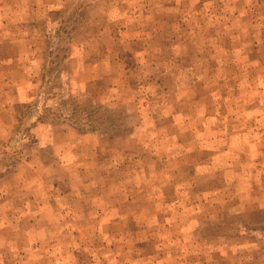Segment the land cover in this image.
I'll use <instances>...</instances> for the list:
<instances>
[{
    "label": "rangeland",
    "instance_id": "374dc122",
    "mask_svg": "<svg viewBox=\"0 0 264 264\" xmlns=\"http://www.w3.org/2000/svg\"><path fill=\"white\" fill-rule=\"evenodd\" d=\"M0 264H264V0H0Z\"/></svg>",
    "mask_w": 264,
    "mask_h": 264
}]
</instances>
